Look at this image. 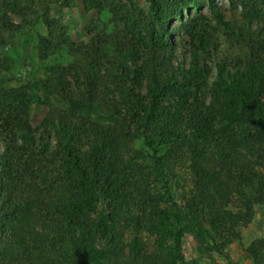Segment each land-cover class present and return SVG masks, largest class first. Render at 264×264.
<instances>
[{"label":"trees","instance_id":"16d2710c","mask_svg":"<svg viewBox=\"0 0 264 264\" xmlns=\"http://www.w3.org/2000/svg\"><path fill=\"white\" fill-rule=\"evenodd\" d=\"M22 1L0 4L1 33L24 32L7 15ZM192 1L145 0L151 17L143 20L129 8L115 13L126 29L67 47L72 63L59 58L64 41L38 34L29 56L42 75L15 87L4 78L20 53L1 42L0 264H194L178 239L214 240L220 192L252 210L260 180L241 150L264 136V37L249 25L238 31L208 0L217 28L243 37L249 53L236 73L218 63L212 75L209 21L200 15L182 25L188 66L172 65L168 26ZM41 106L48 111L39 119ZM179 171L194 181L186 198L175 188ZM151 180L155 196L146 191ZM125 233L134 235L126 248Z\"/></svg>","mask_w":264,"mask_h":264},{"label":"rangeland","instance_id":"374dc122","mask_svg":"<svg viewBox=\"0 0 264 264\" xmlns=\"http://www.w3.org/2000/svg\"><path fill=\"white\" fill-rule=\"evenodd\" d=\"M213 1L223 12L225 19L233 21L232 26L239 29L238 31L243 28V31L246 32L245 26L249 25L252 32L261 33V36L264 37V4L262 1L260 3L258 0H248L246 8H243L238 2L232 6L230 0ZM2 2L3 0H0V4ZM144 2L145 0H35L32 2L35 5L28 7H25L28 2L24 0L15 7L9 3L7 5L8 20L13 24L20 25L24 32L16 33L13 37L0 32V44L4 43L2 44L4 50H8L12 43L20 53L19 60L16 59L15 63L16 70L12 74L7 73L4 78L5 86L15 87L23 83V80L42 75L41 70H37V65H33L36 59L32 60L29 56L39 38L38 34L46 38L48 33L53 32L61 42L64 41L66 47L59 58L62 64L72 63L73 59L68 55L67 47L69 48L72 44L79 45L81 42H88L90 37L117 34L120 30H125L126 22H122L117 16L125 15L128 8L130 15H133L131 13L134 11V17L142 20L144 16L151 17ZM118 4L120 11L113 6ZM254 4H256L257 10L253 13L250 5ZM115 13L118 15L116 16ZM200 15L209 21V26L206 29V33L209 34V38H207L209 51L205 62L211 69L212 75L216 74V64L218 63L226 67L230 73H236L237 63L239 60H244V55L249 53L248 48L244 46L247 41L243 40V37L230 39L221 32L220 28H217V25L211 20L208 0H193L182 10L181 20L178 18L169 23V37L174 49L172 65L182 63L188 66L190 62L189 38L182 25H189L191 20ZM136 28L138 31L146 33L139 26ZM210 35H213V38ZM249 37H252L253 40L256 39V36H252V34ZM142 89L144 90V87ZM47 111V108L41 106L38 109L39 119ZM252 139L249 152L241 150L248 157L251 169L261 181H255L252 188L253 192L258 195L257 200H250L254 205L252 210L245 206L246 204L242 200L232 201L230 198L234 194L220 192L219 200L213 206L217 228L212 235L214 240L205 241L202 244L193 234L187 232L178 239L181 252L187 262L194 261V264H264V160L260 159L264 158V136L257 134V137ZM134 147L136 150L140 148L139 144ZM45 158H49V156L46 155ZM49 167L54 168L52 165ZM176 175L178 177L174 182L176 183L175 188L181 197L186 198L188 190L194 187V181H191V177L184 171H179ZM157 187L159 186L151 180L146 191L151 196H155L157 191H153V189H157ZM236 195L240 196V194ZM197 202L201 207L203 206V203L201 204L198 199ZM180 203L186 204L183 199ZM160 205L161 207L165 206V201ZM205 227L208 228V224H205ZM133 239L134 235L125 233L123 236L124 247L126 248V244L132 242ZM214 245L218 249L208 251V248Z\"/></svg>","mask_w":264,"mask_h":264}]
</instances>
